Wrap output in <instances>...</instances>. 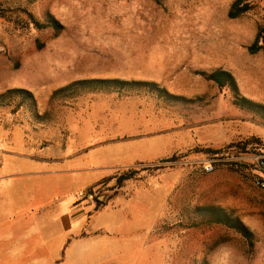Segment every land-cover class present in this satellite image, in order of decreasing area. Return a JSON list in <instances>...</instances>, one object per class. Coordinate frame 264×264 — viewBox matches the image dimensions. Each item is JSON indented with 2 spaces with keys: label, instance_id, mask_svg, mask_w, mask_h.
Here are the masks:
<instances>
[{
  "label": "rangeland",
  "instance_id": "rangeland-1",
  "mask_svg": "<svg viewBox=\"0 0 264 264\" xmlns=\"http://www.w3.org/2000/svg\"><path fill=\"white\" fill-rule=\"evenodd\" d=\"M235 1L0 0V96L14 89L34 96L0 98V141L81 131L132 149L139 159L114 168L93 187L94 199L129 201L134 231L144 211L157 218L149 264H264V190L241 162L243 153L264 151V114L239 107L203 75L230 71L240 94L264 107V54L249 52L264 25V0H243L250 10L231 19ZM112 79L155 82L182 99L147 87H68ZM108 155L109 165L118 162L117 151ZM131 169L135 177L118 188L116 178ZM207 207L238 218L252 239L206 216ZM104 241L116 245L117 264L126 263L122 253L135 264L143 240Z\"/></svg>",
  "mask_w": 264,
  "mask_h": 264
},
{
  "label": "crops",
  "instance_id": "crops-1",
  "mask_svg": "<svg viewBox=\"0 0 264 264\" xmlns=\"http://www.w3.org/2000/svg\"><path fill=\"white\" fill-rule=\"evenodd\" d=\"M81 133L46 141H0V264H117L116 245L104 241L112 234H137L143 241L135 264H149L148 239L156 234L157 218L143 210L142 224L134 231L133 209L126 199L116 196L97 203L76 197L139 155L135 159L132 149L104 145ZM115 150L119 160L109 165L108 153ZM98 153L102 156L96 161ZM127 243L122 252L127 245L133 250V242ZM132 255L122 253L125 264H134Z\"/></svg>",
  "mask_w": 264,
  "mask_h": 264
},
{
  "label": "trees",
  "instance_id": "trees-1",
  "mask_svg": "<svg viewBox=\"0 0 264 264\" xmlns=\"http://www.w3.org/2000/svg\"><path fill=\"white\" fill-rule=\"evenodd\" d=\"M250 7L248 4L243 5V0H236L229 11V17L231 19L238 18L242 15H244L246 12L250 10ZM249 52L251 54H258L263 53L264 54V25L260 26L257 32V35L252 43V45L249 47ZM204 77L208 80L216 84L219 89L221 90H230L233 93L234 96V103L238 105L241 108L254 110L257 112H260L264 114V107L256 102H253L252 100L248 99L247 97H244L240 94L239 86L237 83L236 78L234 75L224 69H218L215 70L209 74H203ZM69 88L74 87H91V88H114V89H124L125 87H132V88H143L147 87L151 90L158 91V94L165 99H182L178 98L175 95L169 94L165 89H161L159 85L155 82H146V81H132V82H126L119 79H112V80H83V81H76L68 86ZM68 89L67 87L62 88L57 91V93H61ZM10 94H20L23 96L24 101H34V96L31 92L27 90L22 89H14L9 90L5 96ZM0 96V98L5 97ZM213 153L218 154L219 151H213ZM177 157L174 155L171 158L163 159L162 162H170L175 161ZM136 175L135 170H128L127 173L121 174L116 178L117 181V187H121L123 183L127 180L133 179ZM91 189V188H90ZM100 203V201H98ZM203 213L206 214V216L209 217V214L213 218L215 222L225 224L229 227L235 228L239 230L247 239H252L251 232L247 229V227L238 219L233 218L230 216V214H227L223 212L222 209H218L216 207H207L202 209Z\"/></svg>",
  "mask_w": 264,
  "mask_h": 264
},
{
  "label": "built area",
  "instance_id": "built-area-1",
  "mask_svg": "<svg viewBox=\"0 0 264 264\" xmlns=\"http://www.w3.org/2000/svg\"><path fill=\"white\" fill-rule=\"evenodd\" d=\"M225 153H218L216 157L220 159L223 157ZM241 162L249 167L254 174V179L257 184L262 190H264V151L258 153H243L241 154ZM1 164V160H0ZM213 167L209 165V171H211ZM99 193V188H91L88 190L81 191L77 194V198L79 200H86V199H93L97 197Z\"/></svg>",
  "mask_w": 264,
  "mask_h": 264
}]
</instances>
